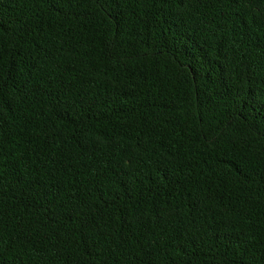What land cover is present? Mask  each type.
I'll list each match as a JSON object with an SVG mask.
<instances>
[{
    "label": "trees",
    "instance_id": "obj_1",
    "mask_svg": "<svg viewBox=\"0 0 264 264\" xmlns=\"http://www.w3.org/2000/svg\"><path fill=\"white\" fill-rule=\"evenodd\" d=\"M0 264H264V0H0Z\"/></svg>",
    "mask_w": 264,
    "mask_h": 264
}]
</instances>
